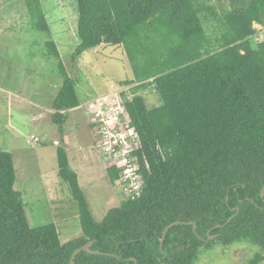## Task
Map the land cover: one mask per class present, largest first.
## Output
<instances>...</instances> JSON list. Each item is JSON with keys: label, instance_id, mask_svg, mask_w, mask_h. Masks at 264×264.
I'll use <instances>...</instances> for the list:
<instances>
[{"label": "trees", "instance_id": "obj_1", "mask_svg": "<svg viewBox=\"0 0 264 264\" xmlns=\"http://www.w3.org/2000/svg\"><path fill=\"white\" fill-rule=\"evenodd\" d=\"M5 1H16V12L24 10L17 1L24 5L31 31L49 36L43 55L60 59L53 120L62 126L81 104L80 78L64 66L42 0ZM77 13L73 59L102 44L122 46L135 89L160 97L154 106L140 94L125 98L139 133L133 153L142 191L97 221L60 144L59 175L83 229L63 243L56 223L31 225L14 157L0 145V264H70L90 241L101 253L82 250L75 264H193L209 231L228 243L252 233L264 250V31L255 28L264 26V0H77ZM108 173L113 183L121 179L114 164ZM185 214L161 246L165 228ZM256 255L247 264L264 258Z\"/></svg>", "mask_w": 264, "mask_h": 264}, {"label": "rangeland", "instance_id": "obj_2", "mask_svg": "<svg viewBox=\"0 0 264 264\" xmlns=\"http://www.w3.org/2000/svg\"><path fill=\"white\" fill-rule=\"evenodd\" d=\"M42 2L64 66L73 77L80 78L76 89L81 104L65 112L62 126L54 122L53 103L64 81L60 59L43 55L42 45L49 36L31 31V17L24 16L28 10L20 1L17 3L24 10L16 12L19 5L14 9L11 5L16 1L7 4L0 0V145L14 157L15 188L22 193L31 225L56 223L64 243L81 236L83 229L70 186L59 175L58 146L62 144L67 150L90 209L101 221L122 199L139 196L143 185L140 179L111 181L108 168L114 162L105 160L97 144L100 141L93 136L88 104L99 95L119 96L120 90L126 91L123 96L129 100L143 95L149 106L160 104V97L153 88L135 89L138 82H130L131 64L118 47L102 44L73 59L79 42L77 0ZM255 28L264 31L259 23ZM252 39L256 46L258 37ZM128 124L118 120L114 135L122 140L132 135L139 141L135 126ZM117 160L116 165L123 164L121 158ZM249 235L245 241L228 243L225 238L219 240V234H212L193 264H247L256 254L264 257V250L251 241L255 235ZM258 264H264V258Z\"/></svg>", "mask_w": 264, "mask_h": 264}, {"label": "built area", "instance_id": "obj_3", "mask_svg": "<svg viewBox=\"0 0 264 264\" xmlns=\"http://www.w3.org/2000/svg\"><path fill=\"white\" fill-rule=\"evenodd\" d=\"M124 92L119 91L120 97L108 94L99 95L92 99L88 104L90 106L89 111H92L90 127L93 136L100 141L97 144L105 160L113 161L116 165L117 159H122L123 164L116 165L120 170L121 180L123 182L133 180L137 182L139 180L137 173L139 163L138 156L133 151L138 147V139L131 135L126 140H122L121 138L117 139L114 135L117 127L113 128V126L118 120L129 121L130 126H133L131 125V115L125 104ZM122 106H124L123 109ZM130 126L127 128L128 130ZM34 139L37 140L35 137ZM133 146L136 148L133 149Z\"/></svg>", "mask_w": 264, "mask_h": 264}, {"label": "water", "instance_id": "obj_4", "mask_svg": "<svg viewBox=\"0 0 264 264\" xmlns=\"http://www.w3.org/2000/svg\"><path fill=\"white\" fill-rule=\"evenodd\" d=\"M261 196H262V198L264 197V186H263V188H262V190H261ZM187 215L185 214V215H183V216H180L179 217V219L177 220V221H175V222H173V223H171V224H169L166 228H165V230H164V232H163V236H162V239H161V246H163V244H164V241H165V239H166V235H167V232H168V230L171 228V227H173L174 225H177V224H179V223H183L184 221V219H185V217H186ZM234 216H232L229 220H228V222L233 218ZM190 224H193V226H194V229H196V227H197V224L195 223V222H189ZM223 225H217L216 226V228H220V227H222ZM213 238V236H211V234H210V231L208 232V238ZM93 245V241H90V242H88V243H86L85 245H83V246H81L80 248H78L77 250H75V252L73 253V255H72V257H71V261H70V264H75V258H76V256H77V254L79 253V252H81L82 250H86V251H89V252H91V253H101L99 250H92L91 249V246ZM133 260H135L134 258H133Z\"/></svg>", "mask_w": 264, "mask_h": 264}, {"label": "crops", "instance_id": "obj_5", "mask_svg": "<svg viewBox=\"0 0 264 264\" xmlns=\"http://www.w3.org/2000/svg\"><path fill=\"white\" fill-rule=\"evenodd\" d=\"M113 47H118L120 49V51H123V47L122 46H113Z\"/></svg>", "mask_w": 264, "mask_h": 264}, {"label": "flooded vegetation", "instance_id": "obj_6", "mask_svg": "<svg viewBox=\"0 0 264 264\" xmlns=\"http://www.w3.org/2000/svg\"><path fill=\"white\" fill-rule=\"evenodd\" d=\"M207 239H208V237H207Z\"/></svg>", "mask_w": 264, "mask_h": 264}]
</instances>
